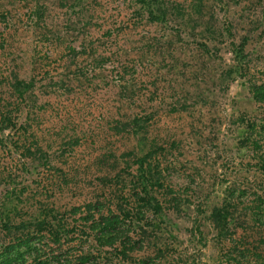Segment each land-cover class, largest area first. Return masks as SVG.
<instances>
[{"label": "rangeland", "instance_id": "374dc122", "mask_svg": "<svg viewBox=\"0 0 264 264\" xmlns=\"http://www.w3.org/2000/svg\"><path fill=\"white\" fill-rule=\"evenodd\" d=\"M53 1L0 0V99L21 105L16 126L0 127L3 217L47 201L82 206L108 184L115 199L99 209L122 220L120 238L142 239L125 260L108 250V264H264V212L254 219L246 209L264 202V96L252 90L264 89V0H147L166 23L135 0H99L121 30L108 38L90 27L91 42L69 23L68 3ZM16 79L32 83L22 102ZM133 116L145 124L141 153L115 131ZM149 151L178 199L155 216L133 191L136 155ZM63 173L79 186L36 187ZM224 201L236 209L217 222L212 210ZM77 241L68 255L92 245Z\"/></svg>", "mask_w": 264, "mask_h": 264}, {"label": "trees", "instance_id": "16d2710c", "mask_svg": "<svg viewBox=\"0 0 264 264\" xmlns=\"http://www.w3.org/2000/svg\"><path fill=\"white\" fill-rule=\"evenodd\" d=\"M58 2L62 7H64L62 2L68 3L65 7V13L69 15V23H72L74 27L78 26L80 32L85 36L83 40L87 42L94 41L91 37L85 39L87 37L85 33L90 27L96 29L97 33L102 32V34H106L108 38L115 37L120 33V25H118L116 21H112L111 17H105V15L100 12L101 3L99 0H54L53 4ZM135 2L145 5L147 9L153 6L147 0H135ZM49 5H51L50 2ZM43 9L44 11L49 10L45 5H43ZM148 11V15L152 22H167L168 19L165 11L158 9V7L155 13L150 9ZM95 20H98L100 23L95 22ZM36 27L47 30L43 24H37ZM90 35L91 32L89 33V36ZM95 41L101 42L99 39ZM102 44L105 46L106 43ZM93 48L94 50L98 49L96 47ZM71 51H74L72 47ZM237 51L240 54V50L238 49ZM98 56H101V54L99 53ZM118 56V53H114L107 58H113L115 62H118ZM102 58L106 59L105 57ZM31 84L32 83H29V85ZM29 85L17 79L13 84L14 94L19 97L21 102L22 100L24 101L23 89H28ZM21 90H23V92H20ZM252 90L256 94V99L258 97L260 98V96H264L263 88H253L252 86ZM260 100L264 102V98ZM20 106L21 105L17 103H10L0 99V127L4 126L2 128L9 129L16 126L19 122V113H21ZM27 115L28 114L25 116ZM139 122H141V120L136 116L131 118L128 117L125 121H117L115 131L118 133H126L132 139H135L137 144L134 150L141 153L143 152V148H141L142 146L140 144L142 141L141 127L145 124H139ZM24 124L27 125L26 122ZM253 127H255L254 124L250 128ZM253 143L255 142H252V144ZM22 148L30 151L29 146L25 147L24 145ZM140 153L136 155V171L133 178L135 179L133 182L136 187L133 191L136 193L139 202L143 203V205L138 204V206L151 208L153 210V215L156 213L162 214L164 209L162 206L165 202L177 204L178 199L175 197L174 191L171 188L167 187V190H165L166 186L163 185V182L166 181L165 177L161 169L158 168L159 166L157 164L155 165V163H151V152L142 153L141 155ZM76 178L77 180L75 181ZM104 180L107 184L108 181L106 179ZM124 182L125 180L121 179L120 184L124 185ZM77 186H79V176L75 173L72 174V176L65 173L58 174L57 176H50L45 180H39L36 184L38 189L42 187L52 194L57 192L63 194L70 187ZM122 189L123 188L119 189L120 193ZM30 191H32V189H30ZM160 191H164V195L160 194ZM227 192H231V190L228 188ZM115 196L116 192L112 189V186L110 188V185L107 184L102 188L100 196L94 197L92 201L78 207L73 205L67 206L65 204L63 208H68L67 210L61 211L62 207H55V201L51 203L47 201V203H39L37 207H29L26 205L25 210L12 211L15 213L10 214H18L16 218L11 215L3 217L1 212L0 264H108V259L105 255L109 254L110 251L108 250L112 248L118 249L119 252L120 249H123L121 255L125 260L127 255L124 249L129 248V251H134L135 247L142 242V239L140 235H136L133 240L126 237L125 239L120 238L121 236L117 235L116 229L120 226L119 224L122 220L120 222L118 221L119 217L115 215V211L113 212L112 209H106V211L99 209V203L101 201L110 202L115 199ZM50 198L51 197H49V199ZM262 203V205L255 203V205H253L252 203L251 207L246 208L247 211H249L248 214L254 219L255 217H259L261 212H264V202ZM235 209L236 207L232 206L230 202L224 201L222 207L213 208L212 216L217 222H221L222 217H224V220L225 217L232 214V210ZM128 213L130 214V212ZM80 215L83 216L82 219L78 221L76 217H80ZM125 216L126 214L124 217ZM130 224H133V222ZM124 225H126V222ZM81 234L85 235L86 238L92 242L90 249L87 250V253L68 255L70 252L69 247L75 245L76 239L79 241ZM200 234L201 233H198V235ZM198 235L193 236L194 241L197 240ZM196 243L202 247L200 240H197ZM66 246L68 251L66 250Z\"/></svg>", "mask_w": 264, "mask_h": 264}]
</instances>
